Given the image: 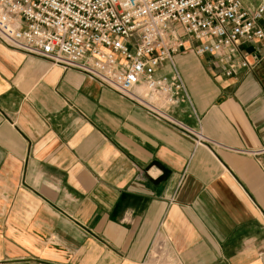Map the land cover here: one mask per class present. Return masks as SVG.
I'll list each match as a JSON object with an SVG mask.
<instances>
[{"label": "crops", "instance_id": "obj_1", "mask_svg": "<svg viewBox=\"0 0 264 264\" xmlns=\"http://www.w3.org/2000/svg\"><path fill=\"white\" fill-rule=\"evenodd\" d=\"M234 61L177 55L168 122L0 43V264H264V40Z\"/></svg>", "mask_w": 264, "mask_h": 264}, {"label": "built area", "instance_id": "obj_2", "mask_svg": "<svg viewBox=\"0 0 264 264\" xmlns=\"http://www.w3.org/2000/svg\"><path fill=\"white\" fill-rule=\"evenodd\" d=\"M264 40V0H0V43L73 69L156 117L183 85L174 58L190 52L227 65L239 42ZM168 65L172 80L155 77ZM264 157V147L247 152Z\"/></svg>", "mask_w": 264, "mask_h": 264}, {"label": "rangeland", "instance_id": "obj_3", "mask_svg": "<svg viewBox=\"0 0 264 264\" xmlns=\"http://www.w3.org/2000/svg\"><path fill=\"white\" fill-rule=\"evenodd\" d=\"M259 1L260 0H241L244 7L249 9L256 7ZM148 262L150 264H166L165 250H163V248H158V246H154L151 255L149 256Z\"/></svg>", "mask_w": 264, "mask_h": 264}]
</instances>
